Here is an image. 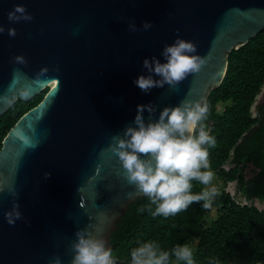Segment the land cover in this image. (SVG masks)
Listing matches in <instances>:
<instances>
[{"label":"water","instance_id":"water-1","mask_svg":"<svg viewBox=\"0 0 264 264\" xmlns=\"http://www.w3.org/2000/svg\"><path fill=\"white\" fill-rule=\"evenodd\" d=\"M18 5L33 20L10 22ZM145 22L152 28L144 31ZM0 26V118L48 89L2 142L0 185L18 196L0 194V264H51L56 256L71 264L78 230L92 225L113 249L118 224L146 197L123 179L118 157L101 156L111 138L134 126L138 105L153 104L158 120L165 107L185 99L208 102L224 81L229 55L264 31V0H0ZM177 38L211 60L175 89L145 94L133 83L148 74L144 59L166 62L161 53ZM25 89L28 98L19 95ZM14 203L23 219L11 226L5 213Z\"/></svg>","mask_w":264,"mask_h":264},{"label":"clouds","instance_id":"clouds-1","mask_svg":"<svg viewBox=\"0 0 264 264\" xmlns=\"http://www.w3.org/2000/svg\"><path fill=\"white\" fill-rule=\"evenodd\" d=\"M8 19L19 23L31 21L33 17L25 7L18 5L8 13ZM152 26L150 22H145L143 30L147 31ZM129 30L136 32L139 29L135 24H129ZM4 32L5 28L0 26V34ZM7 32L10 37L17 35L15 28H9ZM196 53L195 43L177 38L173 44L165 45L161 53L166 62L162 63L155 56L144 59L143 68L148 74L140 75L133 83L145 94L165 85L175 89L190 75L199 73L211 60V55ZM15 62L27 63L23 56L15 57ZM47 72L48 69L44 68L38 76L42 77ZM18 82L17 77L14 84ZM19 95L28 98L31 89L22 90ZM261 95H264V90ZM256 99L259 101L260 96ZM146 111L149 114L147 121L144 116ZM156 111L151 103L138 105L134 126H127L123 137L113 136L101 156L111 154L118 157L123 179L134 186L136 192L148 198L150 206L141 207L140 212L147 210L153 217L168 218L187 210L193 203L203 202L204 208L210 207L218 193L212 186L214 173L209 164V149L216 145V138L211 135L207 123L209 104L185 99L178 106L165 107L158 120H154ZM21 138L24 144H29L26 137ZM100 170L101 166H97V176ZM50 177L51 173H45V179ZM193 181L204 186L200 192L192 191ZM4 192L14 199L18 196L16 189L10 185H0V194ZM19 208V204L14 203L12 209L5 213L9 225L15 226L18 220L23 219ZM90 229L92 225L75 233L76 240L71 244V264H117L112 248L107 247L108 241ZM51 264H62L61 258L56 256ZM131 264H196V261L194 248L188 243L164 250L157 242L147 241L131 250Z\"/></svg>","mask_w":264,"mask_h":264},{"label":"trees","instance_id":"trees-1","mask_svg":"<svg viewBox=\"0 0 264 264\" xmlns=\"http://www.w3.org/2000/svg\"><path fill=\"white\" fill-rule=\"evenodd\" d=\"M263 88L264 31L229 55L224 81L211 92L207 102V123L216 138L215 147L209 149L210 170L224 186L217 190L210 207L204 208L203 202L193 203L168 218L153 217L147 210L140 212L141 207L150 206V201L139 198L112 234L117 264H131V250L147 241L157 242L164 250L188 243L194 248L196 264H264V210L254 206L257 200L264 203V120L262 115L254 118L251 111ZM47 90L29 103H16L0 118V150L8 132L42 101ZM228 102L230 105L218 112V106ZM241 163H253L260 170L253 171L254 180L245 183L244 177L238 179L237 170H226L227 166ZM235 181L240 188L246 186L242 196L247 205L227 193V185ZM192 183L194 193L204 187L199 182ZM211 209H216V217L208 222Z\"/></svg>","mask_w":264,"mask_h":264},{"label":"flooded vegetation","instance_id":"flooded-vegetation-1","mask_svg":"<svg viewBox=\"0 0 264 264\" xmlns=\"http://www.w3.org/2000/svg\"><path fill=\"white\" fill-rule=\"evenodd\" d=\"M261 93H262V91H261ZM261 93L259 94L260 100L257 101V99H256V102L254 103L251 111H252V114H253L254 118H258L260 115H262V118H261V121H262V119L264 120V117H263L264 116V95H261ZM229 105H230L229 102L227 104L219 105L218 109H217L218 112L220 110H222L224 107L229 106ZM255 169L256 168H255V165L253 163H249L248 166H246L244 163H241L239 166L231 165V166H227L226 167L227 171H235V170H237L238 171V176H237L238 179L240 180V177H244L245 178V183H248V182L254 180V177L256 175H255V173L253 171ZM256 171L260 172V170H258V169H256ZM229 187H232V189H233L232 193H229V191L227 190V188H229ZM245 187L246 186L240 188L239 183L237 181H235V182L229 183L227 185L226 191H227V193H229L233 197H238L240 199H244L243 196H242L243 195L242 191H243V188L245 189ZM244 201H246V200L244 199Z\"/></svg>","mask_w":264,"mask_h":264},{"label":"rangeland","instance_id":"rangeland-1","mask_svg":"<svg viewBox=\"0 0 264 264\" xmlns=\"http://www.w3.org/2000/svg\"><path fill=\"white\" fill-rule=\"evenodd\" d=\"M212 186H214V187L216 188V190H219V189L222 188L224 185H223L222 181H220V180L218 179V177H217L216 175H214V178H213V181H212ZM227 190L229 191V193H232V192H233L232 187L227 188ZM237 201H238V202H241V203H243V204L246 203V202L244 201V199H240V198H238ZM256 205H257L259 208L264 209V203H263V204H259V203L257 204V203H256ZM215 217H216V209H211V213H210V215L208 216L207 221H208V222H211Z\"/></svg>","mask_w":264,"mask_h":264}]
</instances>
